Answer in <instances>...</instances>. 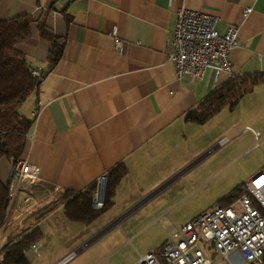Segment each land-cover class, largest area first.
Returning a JSON list of instances; mask_svg holds the SVG:
<instances>
[{
	"label": "crops",
	"instance_id": "1",
	"mask_svg": "<svg viewBox=\"0 0 264 264\" xmlns=\"http://www.w3.org/2000/svg\"><path fill=\"white\" fill-rule=\"evenodd\" d=\"M246 8H252L248 15ZM181 9L215 16L222 33L239 28L230 69L210 68L202 81L177 77L169 54ZM25 15L31 19V37L16 47L44 74L19 107L34 121L22 158L39 167L40 177L17 185L12 162L0 159V179L12 194L0 227V264L3 248L36 228L39 239L33 244L39 248L35 252L29 246L28 264H67L74 252L64 254L70 242L60 237L57 225L86 224L69 219L64 205L40 220L35 212L64 190L79 194L93 184L98 189L100 177L118 165L128 172L115 188L112 207L100 217L155 212V204L173 193L179 197L189 163L204 151V141H214L210 123L218 122L225 109L203 124L189 121L187 114L230 79L263 75L237 108L250 100L247 116L260 108L254 123L264 127V0H0V20ZM40 25L64 46L53 67L52 45L41 36ZM114 33L124 41L122 48L115 47ZM50 235L56 238L54 253L42 258L40 248ZM232 260L249 264L237 252Z\"/></svg>",
	"mask_w": 264,
	"mask_h": 264
},
{
	"label": "rangeland",
	"instance_id": "2",
	"mask_svg": "<svg viewBox=\"0 0 264 264\" xmlns=\"http://www.w3.org/2000/svg\"><path fill=\"white\" fill-rule=\"evenodd\" d=\"M250 102L245 100L242 108H224L218 122L213 120L210 123L214 141L208 144L203 140L204 151L189 163L187 182L179 197L174 195L172 188L173 194L169 198L154 205H159L155 212L143 211L133 217L106 215L88 225L70 222L74 225L68 224L67 227L59 223L60 237L70 242L64 254L74 252L65 262L130 264L139 255L160 247L166 238V231L173 225L182 226L217 204L227 206L233 203L241 195V190L243 192L245 182L264 170V127L260 122L254 123L261 111L258 108L257 115L247 116L251 109H247L246 105ZM247 125L246 131L237 135ZM254 130L260 134L256 136ZM223 137L228 141L217 146L218 140ZM234 191L235 197L226 198ZM48 223L44 224L45 228ZM73 228L77 230L72 231ZM45 241L46 245L39 251L42 258L53 254L52 248L56 245L54 235L47 236Z\"/></svg>",
	"mask_w": 264,
	"mask_h": 264
},
{
	"label": "built area",
	"instance_id": "3",
	"mask_svg": "<svg viewBox=\"0 0 264 264\" xmlns=\"http://www.w3.org/2000/svg\"><path fill=\"white\" fill-rule=\"evenodd\" d=\"M251 11L246 8L244 13ZM216 22L215 16L199 10L179 11L169 54L179 79L202 81L210 68L219 73L230 69V53L238 45L239 28L230 26L222 33ZM113 36L115 47L122 48L124 41L115 33ZM31 73L38 79L44 74L34 67ZM227 141L223 137L219 143ZM39 177V167L26 159L13 166L12 178L17 185ZM107 180V176L99 179L92 202L95 210L104 206ZM38 248L39 244L32 245L33 251ZM235 252L249 264H264V170L245 182L242 194L233 203L217 204L182 226L173 225L166 231L164 244L140 255L137 264H234Z\"/></svg>",
	"mask_w": 264,
	"mask_h": 264
},
{
	"label": "trees",
	"instance_id": "4",
	"mask_svg": "<svg viewBox=\"0 0 264 264\" xmlns=\"http://www.w3.org/2000/svg\"><path fill=\"white\" fill-rule=\"evenodd\" d=\"M40 34L51 42L49 61L53 67L62 57L64 46L58 44L40 25ZM31 37V19L25 16L9 20H0V159L8 158L16 166L22 158L27 144V137L33 125L19 112L21 104L36 90L41 79L31 73L32 66L25 55L17 49V44ZM260 73L246 74L230 79L217 90L211 92L205 100L187 114L189 121L205 123L222 109L235 108L242 97L251 92L254 86L262 81ZM124 165H118L107 176L105 203L102 209L92 207L97 185L93 184L83 192L76 194L64 190L46 205L39 208L35 214L40 220L49 213L64 205L67 217L86 225L92 223L113 205V196L118 182L127 174ZM242 194V190L240 192ZM236 192L226 196L235 197ZM239 195V194H238ZM237 195V196H238ZM229 198V199H230ZM12 194L10 185H5L0 179V227L4 224L11 206ZM38 228L25 235L21 240L3 248V264H28L26 251L39 239Z\"/></svg>",
	"mask_w": 264,
	"mask_h": 264
}]
</instances>
